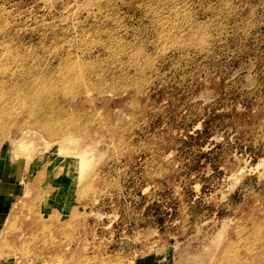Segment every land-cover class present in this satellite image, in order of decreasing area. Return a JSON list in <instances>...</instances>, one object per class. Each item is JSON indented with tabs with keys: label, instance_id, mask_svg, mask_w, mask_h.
Returning a JSON list of instances; mask_svg holds the SVG:
<instances>
[{
	"label": "rangeland",
	"instance_id": "374dc122",
	"mask_svg": "<svg viewBox=\"0 0 264 264\" xmlns=\"http://www.w3.org/2000/svg\"><path fill=\"white\" fill-rule=\"evenodd\" d=\"M0 264H264V0H0Z\"/></svg>",
	"mask_w": 264,
	"mask_h": 264
},
{
	"label": "bare ground",
	"instance_id": "6f19581e",
	"mask_svg": "<svg viewBox=\"0 0 264 264\" xmlns=\"http://www.w3.org/2000/svg\"><path fill=\"white\" fill-rule=\"evenodd\" d=\"M57 139H58L57 141H59V142H61V141H69L70 140V138L68 137V134H66V133H64L63 135H61V137H59ZM84 159H85V157L83 155V151L80 150V153H79V151L76 152V154H74L72 156L73 164L71 165L72 167L70 169L72 171L76 172L79 169L80 164L84 161ZM24 171H26V169ZM73 174H76V173H73Z\"/></svg>",
	"mask_w": 264,
	"mask_h": 264
}]
</instances>
